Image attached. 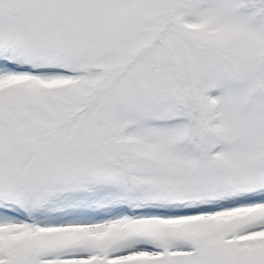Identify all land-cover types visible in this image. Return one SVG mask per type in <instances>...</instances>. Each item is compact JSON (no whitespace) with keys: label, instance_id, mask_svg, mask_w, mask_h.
Segmentation results:
<instances>
[{"label":"snow or ice","instance_id":"obj_1","mask_svg":"<svg viewBox=\"0 0 264 264\" xmlns=\"http://www.w3.org/2000/svg\"><path fill=\"white\" fill-rule=\"evenodd\" d=\"M0 264H264V0H0Z\"/></svg>","mask_w":264,"mask_h":264}]
</instances>
